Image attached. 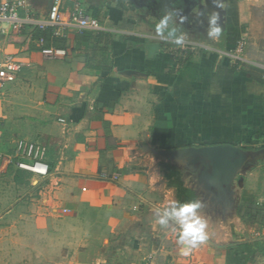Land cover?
<instances>
[{"label":"crops","instance_id":"obj_1","mask_svg":"<svg viewBox=\"0 0 264 264\" xmlns=\"http://www.w3.org/2000/svg\"><path fill=\"white\" fill-rule=\"evenodd\" d=\"M26 2L22 14L49 16L52 0ZM77 4L101 28L75 25ZM61 12L58 25L8 29L0 37V61L13 53L23 64L0 95V107L15 102L19 117L11 153L0 150V180L12 176L17 192L0 209V264L11 251V264L39 262L31 250L21 258L17 247L38 237L66 241L57 253L45 247L44 255L60 257L59 264H139L149 255L157 264H264V179L251 180L256 170L233 184L237 201L229 204L197 189L193 169L155 152L222 143L264 148V0H64ZM168 13L188 45L156 33ZM212 14L222 27L218 38L208 37ZM242 40L237 60L232 54ZM44 46L67 54L46 57ZM244 60L255 71L244 69ZM212 107L222 113L214 140ZM0 118L2 140L1 109ZM21 139L46 148L47 176L17 167L28 160L16 153ZM39 180L42 198L24 200L22 193L35 192ZM201 198L206 210L202 205L198 215L208 239L185 254L179 221L161 226L155 210Z\"/></svg>","mask_w":264,"mask_h":264},{"label":"built area","instance_id":"obj_2","mask_svg":"<svg viewBox=\"0 0 264 264\" xmlns=\"http://www.w3.org/2000/svg\"><path fill=\"white\" fill-rule=\"evenodd\" d=\"M64 0H54L50 10V14L46 18L35 16L29 12L22 14V10L28 9L26 0H0V37L9 29L14 32H22L26 28L38 27L45 29L52 24L61 23V7ZM71 21L80 28L99 29L100 21L88 15L85 10L76 5L71 14ZM188 45V43H185ZM245 48V41H240L232 56L240 60L241 54ZM41 52L49 58H59L67 54V50L61 47H42ZM23 64L18 60L16 54L8 53L0 61V95L3 94L8 84L16 81ZM66 122L64 118L59 119ZM2 132V120L0 118V135ZM46 148L42 145L19 140L17 142L16 153L22 158L28 160H18L17 167L28 170L39 176H47L50 173V166L44 160ZM144 264H155L153 261L147 260Z\"/></svg>","mask_w":264,"mask_h":264},{"label":"water","instance_id":"obj_3","mask_svg":"<svg viewBox=\"0 0 264 264\" xmlns=\"http://www.w3.org/2000/svg\"><path fill=\"white\" fill-rule=\"evenodd\" d=\"M155 152L162 158L181 161L193 169L197 173L198 184L204 190L212 193L214 199L229 204L233 202L232 186L236 175L248 160H264V148L245 149L230 143L157 149Z\"/></svg>","mask_w":264,"mask_h":264},{"label":"rangeland","instance_id":"obj_4","mask_svg":"<svg viewBox=\"0 0 264 264\" xmlns=\"http://www.w3.org/2000/svg\"><path fill=\"white\" fill-rule=\"evenodd\" d=\"M216 43L219 44V43H222V42H216ZM241 57H242V54H241ZM241 62H240V65H243L242 67L244 69H247V70H250V71H255V67L252 66V65H250V63H248L247 61L244 60V61H241ZM22 77H23V75H22ZM21 81H27V82H29L25 78H22ZM22 99H24V96L20 97L19 98V101L21 102ZM38 101H39V99H38ZM38 101H36V104L38 103ZM213 103L215 104V102H213ZM14 105H15V102H11V104L9 105L10 107H8V105H1V107H0V109L2 110L3 115L6 117V119H5L6 120L5 121L6 122V126H5L6 130H5L4 138L2 140H0L1 141L0 142V150H2L4 153H11V145L13 143V139L16 137V135L13 132V131H15L14 128H13V120L19 119V117H17V115H16V113H18V112H16V110H17L18 107H13ZM212 108H213V111H214V113H212V114H214V117H215V119H214V121L212 123L213 124V128H211V129H213V131H212L213 132V134H212V137L213 138L212 139L214 140V139H218L217 138L218 135H216V134H218V131L217 130H220V127H221V123H219V118H220L219 116L222 115V113H221V111H219L220 110V107H212ZM217 111H218V113H217ZM216 117H218V118H216ZM7 121H9V122L11 121L10 123H8L9 126L7 125ZM205 128H207V127H205ZM207 129H210V128H207ZM259 145L260 144H257L255 146L256 147H259ZM263 163H264V160L263 159H258V160L250 159V160H248V162L245 164V167L241 169V172H239V175L235 178L233 184L238 186L239 185V181L242 180L241 177H248V175L250 174V172H252L253 170H256V174L257 175H254L253 176L254 178H251V180L253 179L255 181V179H257V181H258V178L259 179L260 178L264 179V166H263ZM184 167H186V166H184ZM240 173H242V174H240ZM167 178L169 179L170 177L169 176H166V179ZM0 182H4L3 185L7 186V187H5V191L4 192H2V193L0 192V209L2 210V205L3 204L10 205L13 202V199L16 198L17 192L15 191L16 189L14 190V187H13V184H12V176L5 177V180H0ZM39 182H40V180H39ZM252 182L253 181H248L249 184L252 183ZM37 186H38V189L35 192H32V194L31 193H28L27 190H26L27 192H23L22 193L23 195H25L24 200L27 197H30V196H34L37 200H39L40 198H42V194L40 193V190H41V187H42L41 186V182L40 183H37ZM197 189H200V191L203 193V188H201V186L199 184H197ZM21 197H23V196H21ZM202 200H203L202 198L199 199L201 205H203V208L201 209L203 211V210H206V208H204L205 207V204H204V201H202ZM236 201H237V198L233 195V203L235 204ZM24 203H26V202H24ZM37 203L40 205L39 202H37ZM1 210H0V213H1ZM212 210L213 211L220 210L219 211L220 213H221V211L222 212L224 211L223 208H216V209L213 208ZM231 210H234V212H235V210H237V208L234 207ZM27 211H28V209H23V212H22L23 215H25V214L27 215L28 214ZM48 211L49 212H53L51 209H49ZM65 211H67V210L65 209L64 212ZM261 211H262L261 213H264V210L263 209ZM31 213H33V212H31ZM59 213H57V216L60 215ZM34 214L37 215V216L40 215L39 213L38 214L37 213H34ZM21 219H24V218H21ZM1 221L2 220H0V223H2ZM59 223L60 222H57V224L55 225V229L56 230H58L57 228H60L59 226L61 224H59ZM62 227H64V226H62ZM57 232H59V231H57ZM54 235H53V237H54ZM55 237L57 238V235H55ZM48 239H49L48 237H47V239H44L42 237H38L37 240H34L32 242V245H29L26 242V247H25L23 241L17 242V247H19L21 249V252H20L21 256L20 257L21 258H24V253L23 252L29 254V250H31V252H35L36 253V256L38 257V260L40 259V261L37 262L36 264H59V261H57V258H60V257H56V256L53 255V259L51 260V258L48 259V256L44 255V253H45V247L50 246L51 249H52V253H57V251L60 250V247H62L63 243L66 242V241H64V239L61 240L59 238V239H54L53 242H51V241H47ZM164 242H165V240H164ZM168 242H166V244L168 243L169 245H171L172 241L171 240H168ZM48 243H50V244H48ZM70 243H72V242L70 241ZM13 254H16V253L14 252ZM162 257H163V255H162ZM143 259L144 260H140L139 261L140 263L139 262L138 263L139 264H144L147 260H150V261H153L155 264H157L156 260L153 258L152 255H149L148 257L143 258ZM6 260H10V261L8 262ZM4 261L6 262V264L13 263L12 262V251L9 254V257H6ZM65 263H66V259H65Z\"/></svg>","mask_w":264,"mask_h":264},{"label":"clouds","instance_id":"obj_5","mask_svg":"<svg viewBox=\"0 0 264 264\" xmlns=\"http://www.w3.org/2000/svg\"><path fill=\"white\" fill-rule=\"evenodd\" d=\"M218 6L220 7L219 3ZM218 20L219 16L217 14L210 16L208 28L209 38H218L222 35V27L218 24ZM170 21H172L171 26ZM182 21L183 18L181 19V23ZM156 33L175 45L182 46L185 43L186 33L175 26L172 13L164 15L160 19V22L156 25ZM201 206L200 202L192 201L186 204L172 203L170 204V210L166 209L162 214L159 209L155 210L161 226H167L174 219L179 221L180 231L178 243L182 246L185 254L190 249L198 247L208 239L206 222L198 215V209Z\"/></svg>","mask_w":264,"mask_h":264},{"label":"trees","instance_id":"obj_6","mask_svg":"<svg viewBox=\"0 0 264 264\" xmlns=\"http://www.w3.org/2000/svg\"><path fill=\"white\" fill-rule=\"evenodd\" d=\"M246 148H251V147H246Z\"/></svg>","mask_w":264,"mask_h":264}]
</instances>
